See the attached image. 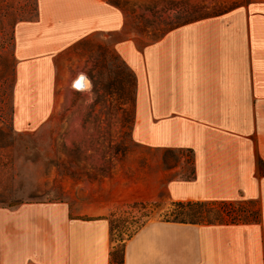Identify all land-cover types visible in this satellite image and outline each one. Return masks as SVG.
<instances>
[{"label": "rangeland", "instance_id": "1", "mask_svg": "<svg viewBox=\"0 0 264 264\" xmlns=\"http://www.w3.org/2000/svg\"><path fill=\"white\" fill-rule=\"evenodd\" d=\"M232 5L0 0V236L17 211L14 218L58 212L110 224L115 217L111 240L120 247L118 240L150 221L173 222L174 202L197 194L191 177L201 142L225 139L198 126L195 115L165 113L171 91L151 81L146 50ZM81 76L90 82L86 90L75 84ZM231 203L236 207L212 210L208 219L260 212L258 201ZM213 226L231 234L261 228L260 247L247 251L251 264H264V226Z\"/></svg>", "mask_w": 264, "mask_h": 264}, {"label": "crops", "instance_id": "2", "mask_svg": "<svg viewBox=\"0 0 264 264\" xmlns=\"http://www.w3.org/2000/svg\"><path fill=\"white\" fill-rule=\"evenodd\" d=\"M222 1L235 5L150 44L148 66L151 81L171 91L166 114L195 115L198 126L225 139L201 142L191 178L197 194L186 200L258 201L260 223L223 226H264V0ZM8 215L0 264H111L105 217ZM232 232L150 221L126 242L124 264H251L247 250L260 247L261 228Z\"/></svg>", "mask_w": 264, "mask_h": 264}, {"label": "trees", "instance_id": "3", "mask_svg": "<svg viewBox=\"0 0 264 264\" xmlns=\"http://www.w3.org/2000/svg\"><path fill=\"white\" fill-rule=\"evenodd\" d=\"M194 177L193 176L191 178ZM175 206L179 208V211L174 215V221L178 223H184V224H194V225H215V224H221V225H239V224H248V223H260L261 221V214L259 211L257 213H251L254 216H251L250 213H248V216L244 219L242 216H238L237 214H226L229 216L228 218L230 221H210L208 219L209 216L208 213L212 210H222L225 208H235V204L224 202V201H187V202H174ZM190 210L189 213L186 211ZM203 210V211H202ZM205 211V212H204ZM224 212V211H223ZM205 213V214H204ZM206 215V216H203ZM201 216L203 217L201 219ZM114 217V215H113ZM250 217V218H249ZM115 218V217H114ZM113 218V219H114ZM207 218V219H205ZM113 219H110V234L112 236V232L115 230L116 227L113 225ZM206 220V221H204ZM217 220V219H216ZM170 222L169 220H166ZM134 231L133 234H129L127 241L133 237V235L138 231ZM113 241V240H112ZM127 241H124L123 239L118 240V242H122V246L114 245L113 249L110 253L111 257V264H124V250H125V244ZM114 242V241H113Z\"/></svg>", "mask_w": 264, "mask_h": 264}, {"label": "bare ground", "instance_id": "4", "mask_svg": "<svg viewBox=\"0 0 264 264\" xmlns=\"http://www.w3.org/2000/svg\"><path fill=\"white\" fill-rule=\"evenodd\" d=\"M76 86L78 87V89H82V90H86L88 89L90 82L88 81V79L85 76H81L76 82H75ZM74 85V83H73Z\"/></svg>", "mask_w": 264, "mask_h": 264}]
</instances>
